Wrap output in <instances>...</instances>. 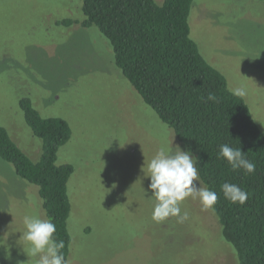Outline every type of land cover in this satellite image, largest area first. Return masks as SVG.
Returning <instances> with one entry per match:
<instances>
[{
    "label": "rangeland",
    "instance_id": "rangeland-1",
    "mask_svg": "<svg viewBox=\"0 0 264 264\" xmlns=\"http://www.w3.org/2000/svg\"><path fill=\"white\" fill-rule=\"evenodd\" d=\"M80 5L0 0V123L34 159L42 142L25 120L22 97L72 127L58 153V163L75 168L67 264H239L213 208L199 198L180 203L181 215L188 213L183 222L152 219L147 163L161 148L187 149L124 76L98 27L79 23ZM64 18L79 22L57 25ZM189 19L203 56L233 91L245 89L264 130V0H194ZM30 215L49 219L39 186L0 157V264H35L20 240Z\"/></svg>",
    "mask_w": 264,
    "mask_h": 264
},
{
    "label": "trees",
    "instance_id": "trees-1",
    "mask_svg": "<svg viewBox=\"0 0 264 264\" xmlns=\"http://www.w3.org/2000/svg\"><path fill=\"white\" fill-rule=\"evenodd\" d=\"M194 0H82L80 22L96 26L109 40L117 66L138 94L171 127L191 151L205 187L217 193L212 207L224 238L234 247L239 264H264V130L243 96H236L226 76L201 53L191 36ZM215 94L218 103L207 99ZM25 120L42 142L38 159L29 156L0 123V157L13 163L17 173L39 186L48 218L55 224L57 241L68 262L72 211L68 183L75 170L58 163V153L72 136L68 120L43 116L33 99H20ZM241 148L256 165L255 171L233 170L218 157L220 146ZM236 184L247 192L244 204L224 197L221 185Z\"/></svg>",
    "mask_w": 264,
    "mask_h": 264
},
{
    "label": "clouds",
    "instance_id": "clouds-1",
    "mask_svg": "<svg viewBox=\"0 0 264 264\" xmlns=\"http://www.w3.org/2000/svg\"><path fill=\"white\" fill-rule=\"evenodd\" d=\"M233 94L244 96L246 91L244 88H236ZM207 99L219 102L213 93H209ZM218 157L225 158L233 170L243 169L246 173L255 171L256 165L245 157L241 148L223 144ZM194 159L190 150L186 152L176 146L174 152L161 148L147 163L145 175L150 178L149 189L156 200L153 220L161 222L169 217H178L183 222L188 218V213L181 215L180 203L188 197L199 198L206 209L216 204L217 193L201 185ZM221 190L224 197L233 203L244 204L248 198L247 192L236 184L225 182ZM23 223L25 230L21 232L20 240L27 242L29 248L25 251L23 247V250L29 258L38 257L35 264H67L61 252L65 247L64 241L55 239L56 226L50 219L30 215L24 217ZM8 258H11L10 251Z\"/></svg>",
    "mask_w": 264,
    "mask_h": 264
}]
</instances>
